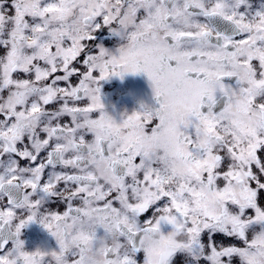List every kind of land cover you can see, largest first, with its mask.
I'll return each mask as SVG.
<instances>
[{
    "label": "snow or ice",
    "instance_id": "snow-or-ice-1",
    "mask_svg": "<svg viewBox=\"0 0 264 264\" xmlns=\"http://www.w3.org/2000/svg\"><path fill=\"white\" fill-rule=\"evenodd\" d=\"M0 264H264V0H0Z\"/></svg>",
    "mask_w": 264,
    "mask_h": 264
},
{
    "label": "flooded vegetation",
    "instance_id": "flooded-vegetation-1",
    "mask_svg": "<svg viewBox=\"0 0 264 264\" xmlns=\"http://www.w3.org/2000/svg\"><path fill=\"white\" fill-rule=\"evenodd\" d=\"M259 2V0H255ZM75 67H81L80 64H75ZM81 70H83L81 68ZM62 75V73H57ZM72 84L78 83L77 77L74 75L71 80ZM63 86V84H61ZM100 88V99L104 105V110L111 115L117 122L124 113H132L140 109L143 105H153L154 97L150 82L144 73L125 74L123 78L110 77L98 82ZM49 108H54L56 105H49ZM65 120L70 119L64 117ZM61 187L63 185L61 184ZM52 210H64V205L58 201H53L46 205ZM150 215V213H149ZM21 239L25 243V248L29 251L35 248H55L56 243L53 237L47 233L38 223H30L21 232ZM218 240L222 237H217ZM225 243H233L234 241L225 240Z\"/></svg>",
    "mask_w": 264,
    "mask_h": 264
}]
</instances>
